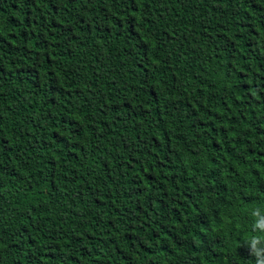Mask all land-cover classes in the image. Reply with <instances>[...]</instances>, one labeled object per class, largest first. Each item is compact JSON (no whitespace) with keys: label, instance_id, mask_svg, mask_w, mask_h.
<instances>
[{"label":"trees","instance_id":"obj_1","mask_svg":"<svg viewBox=\"0 0 264 264\" xmlns=\"http://www.w3.org/2000/svg\"><path fill=\"white\" fill-rule=\"evenodd\" d=\"M264 0H0V264H254Z\"/></svg>","mask_w":264,"mask_h":264},{"label":"clouds","instance_id":"obj_2","mask_svg":"<svg viewBox=\"0 0 264 264\" xmlns=\"http://www.w3.org/2000/svg\"><path fill=\"white\" fill-rule=\"evenodd\" d=\"M252 218L251 231L254 235L249 236L239 247H246L254 264H264V208L254 207L250 211Z\"/></svg>","mask_w":264,"mask_h":264}]
</instances>
